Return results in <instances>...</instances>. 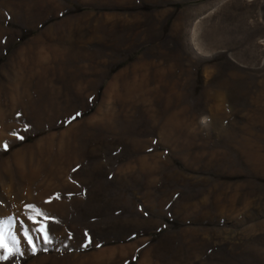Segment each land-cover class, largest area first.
Returning a JSON list of instances; mask_svg holds the SVG:
<instances>
[{
	"label": "rangeland",
	"instance_id": "rangeland-1",
	"mask_svg": "<svg viewBox=\"0 0 264 264\" xmlns=\"http://www.w3.org/2000/svg\"><path fill=\"white\" fill-rule=\"evenodd\" d=\"M0 221V264H264V0H0Z\"/></svg>",
	"mask_w": 264,
	"mask_h": 264
},
{
	"label": "snow or ice",
	"instance_id": "snow-or-ice-1",
	"mask_svg": "<svg viewBox=\"0 0 264 264\" xmlns=\"http://www.w3.org/2000/svg\"><path fill=\"white\" fill-rule=\"evenodd\" d=\"M79 115H80V113H76L73 117L70 118V120L76 119V117H78ZM29 207H32V206H29ZM43 215H44L45 219L48 218L47 213H44ZM40 231L43 233L44 243L45 244L52 243V238L49 235L50 229L47 227V225L42 226ZM26 235H27V233H26ZM28 242L32 246L33 252H36L38 250V248H37V245L35 243H33V239L31 236H28ZM0 250H3V251H0V259H8V258L15 255V252L12 249H8L4 243V222L3 221H0Z\"/></svg>",
	"mask_w": 264,
	"mask_h": 264
},
{
	"label": "bare ground",
	"instance_id": "bare-ground-1",
	"mask_svg": "<svg viewBox=\"0 0 264 264\" xmlns=\"http://www.w3.org/2000/svg\"><path fill=\"white\" fill-rule=\"evenodd\" d=\"M126 86V85H125ZM129 87H130V85H129ZM123 88H125V87H123ZM132 89V88H131ZM131 89L129 90V92L131 91Z\"/></svg>",
	"mask_w": 264,
	"mask_h": 264
}]
</instances>
